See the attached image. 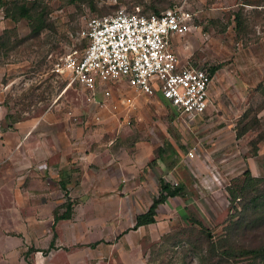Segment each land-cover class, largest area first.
<instances>
[{
  "label": "rangeland",
  "instance_id": "374dc122",
  "mask_svg": "<svg viewBox=\"0 0 264 264\" xmlns=\"http://www.w3.org/2000/svg\"><path fill=\"white\" fill-rule=\"evenodd\" d=\"M46 1L54 30L39 39L31 38L29 20L15 22L0 10V264L179 262L195 242L171 243L159 260L157 252L163 236L186 227L182 211L202 221L215 242L231 232L236 243H250L264 228L234 227L243 202L232 205L228 189L248 169L264 179V97L257 90L264 82V0ZM175 7L193 16L192 30L174 39L177 53L184 62L218 68L211 108L200 120L180 119L161 95L141 94L124 80L107 98L97 94L102 107L52 72L59 57L85 45L81 31L89 18L122 8L153 16ZM26 138L53 157L33 150L26 157ZM60 165L71 173L69 194ZM161 179L184 191L168 199L156 223L136 229ZM69 201L72 218L54 225V211L64 213ZM206 258L189 251L185 261L256 263Z\"/></svg>",
  "mask_w": 264,
  "mask_h": 264
},
{
  "label": "built area",
  "instance_id": "2783aa9c",
  "mask_svg": "<svg viewBox=\"0 0 264 264\" xmlns=\"http://www.w3.org/2000/svg\"><path fill=\"white\" fill-rule=\"evenodd\" d=\"M193 28V16L180 7L148 16L122 8L113 15L86 20L81 49L62 55L52 72L69 86L93 95H111L122 80L135 91L167 100L180 119L194 123L211 108L214 75L207 66L182 59L175 38Z\"/></svg>",
  "mask_w": 264,
  "mask_h": 264
},
{
  "label": "trees",
  "instance_id": "16d2710c",
  "mask_svg": "<svg viewBox=\"0 0 264 264\" xmlns=\"http://www.w3.org/2000/svg\"><path fill=\"white\" fill-rule=\"evenodd\" d=\"M48 8L49 4L46 0H0V10L3 9L6 17L17 22L21 19L29 20V26L31 29V38H38L46 30H54V24L48 21ZM96 10V7H93ZM116 13V12H115ZM114 13V14H115ZM158 15L160 13L156 11ZM239 18V17H238ZM7 33V32H6ZM3 36L0 37V48ZM43 43L38 41L36 45L41 46ZM218 68L213 67L210 69L211 73L215 75ZM257 90L264 97V82H262ZM248 130H243L240 132L237 137L241 138L244 136ZM257 152V150H256ZM164 156V152L160 149V157ZM161 191L160 194L154 198L149 209L137 215L135 228L142 226H148L156 223V217L158 215L159 207L165 204L169 198H175L184 191V187L177 185L172 186L170 183L161 179ZM264 179L253 176L250 169L246 170L242 178L235 180V184L229 187L228 192L231 198V204H235L238 200L243 202L242 204V219L238 223L235 219L232 218L234 222V227H243L246 230L256 229L260 230L264 228V188L262 184ZM63 189H67V183L65 181L61 182ZM64 208L66 211L60 213L59 209L54 211V225L61 220H69L72 218L73 203L69 201L65 203ZM236 212L239 213L238 207H236ZM181 216L186 223V227L180 230L175 231L172 234H167L162 237L159 245V251L157 252L158 260L159 258L168 251L169 244L172 243L173 246H178V244L185 242L192 245L195 242L193 247H184L182 249L183 258L179 262H169L168 264H187L185 257L189 251H195L198 254L200 253L202 261H206L210 257L218 258L219 262L224 260H229L232 258H242L247 257L254 260L255 264H264V230L259 231L257 236H255L250 243L248 241H243L236 243L233 240L232 233L221 237L217 242L214 241V236L212 233L204 226L203 222L196 219L195 217L189 216L185 211L181 212ZM196 234V239L193 241L192 236ZM188 235V237H187ZM55 235L53 242L51 243L52 248L55 246ZM249 240V237L246 236ZM100 243L96 242L92 244V247L98 246ZM206 244V249L203 245ZM167 248V249H166ZM206 252L203 255V252ZM160 263H165L164 260H160Z\"/></svg>",
  "mask_w": 264,
  "mask_h": 264
},
{
  "label": "crops",
  "instance_id": "0c3cea01",
  "mask_svg": "<svg viewBox=\"0 0 264 264\" xmlns=\"http://www.w3.org/2000/svg\"><path fill=\"white\" fill-rule=\"evenodd\" d=\"M28 138H26L25 139V141H24V153H25V156L27 157V151L28 150H33L35 153H36V155H38V156H40V155H42V154H44L45 153V157L46 158H48V157H51L52 156V154H53V150H50L49 148H44L43 147V145H38V146H34V147H32V145H30V142H29V140L30 139H28ZM27 141V142H26ZM32 147V148H31ZM41 157V156H40ZM53 157V156H52ZM64 166V165H63ZM63 166H61L60 165V169L59 170H62V172H64V173H62V175L63 174H65L66 175V171L68 170V167H63ZM36 168H39V165H37V167ZM59 172V171H58ZM70 175H71V173H67V175L65 176V178H61V180H60V185H61V182L62 181H65L66 183H67V189L65 190V192L66 193H68L69 194V191H68V186H69V183H70ZM68 176V177H67ZM85 176V175H84ZM167 203V202H166ZM151 202L149 203V205L146 207V209L145 210H143L141 213H144V212H146L148 209H149V207L151 206ZM163 206H165V204H163L162 206H160L159 207V210H158V213H159V211L161 210V208L163 207ZM182 209V208H181ZM61 221H67V220H61ZM136 222V221H135ZM59 223V222H58ZM152 225V224H151ZM142 227H145V226H142ZM139 228H141V227H139ZM91 247V246H90ZM97 247V246H96Z\"/></svg>",
  "mask_w": 264,
  "mask_h": 264
}]
</instances>
